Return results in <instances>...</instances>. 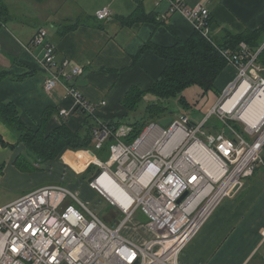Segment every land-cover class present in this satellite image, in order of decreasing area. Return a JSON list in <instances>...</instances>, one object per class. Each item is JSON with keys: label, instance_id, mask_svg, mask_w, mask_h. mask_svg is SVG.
<instances>
[{"label": "built area", "instance_id": "2783aa9c", "mask_svg": "<svg viewBox=\"0 0 264 264\" xmlns=\"http://www.w3.org/2000/svg\"><path fill=\"white\" fill-rule=\"evenodd\" d=\"M169 1L170 12H181L209 37L207 5ZM111 15L110 7L96 12L99 21ZM48 37V29L41 27L32 39V44L42 46L44 89L62 84L78 111L93 116L96 149L110 136L115 138L109 156L95 160L100 171L90 173L88 187L122 218L106 221L63 183L41 186L0 207V264H180L185 246L214 209L264 164V120L254 126L243 121L244 132L234 127L205 131L213 116L226 124L240 118L234 106L224 105L243 82L264 89V68L258 62L264 47L253 51L241 42L238 50L222 49L238 68L237 77L200 122L185 113L174 116L168 127L153 121L128 143L119 129L97 116L98 103L80 91L82 67L68 59L59 62ZM105 174L108 181L103 184ZM139 210L146 217L137 222L140 234L147 236L144 241L125 232Z\"/></svg>", "mask_w": 264, "mask_h": 264}, {"label": "crops", "instance_id": "0c3cea01", "mask_svg": "<svg viewBox=\"0 0 264 264\" xmlns=\"http://www.w3.org/2000/svg\"><path fill=\"white\" fill-rule=\"evenodd\" d=\"M185 1L188 5H207L212 17L208 34L213 40H222L225 32L255 30L264 23V0ZM105 6L111 8L112 15L101 22L96 12ZM169 7L168 0H50L44 10L35 9L37 16L32 22L37 27L20 25L13 18L0 26V68L10 72L0 81V99L14 101L21 109L22 121L32 128L41 123L46 109L53 110L49 131L63 121L75 132L86 125L88 115L77 111L74 99L66 96L64 88L58 87L52 93L43 88L42 46L31 41L39 26L48 28L49 23L48 40L55 44L58 57L83 67L77 80L81 91L91 101H107L97 116L105 121L124 117L127 111L122 99L128 90L132 86L148 89L166 66L165 60L151 49L140 55L144 45L153 42L172 46L195 32L194 24L184 14L170 12ZM139 8L155 19L130 25L121 21V17ZM65 20H80L83 24L61 35L60 23ZM259 64L264 68L263 63ZM235 76V64L229 63L216 84L224 90ZM221 94L211 90L208 105L212 107ZM236 97L234 94L226 106L236 105ZM62 109L68 113L61 114ZM194 109L188 114L193 122H200L195 120L198 110ZM130 130L127 123L119 133L125 136ZM0 136V207L41 186L64 184L69 176L90 174L93 169L86 172L89 165L99 158L93 150L76 152L67 148L55 161L39 164L41 160L29 154L17 133L1 120ZM19 157L25 168L16 163ZM30 161L41 169H31ZM180 264H264V166L214 209L185 246Z\"/></svg>", "mask_w": 264, "mask_h": 264}, {"label": "trees", "instance_id": "16d2710c", "mask_svg": "<svg viewBox=\"0 0 264 264\" xmlns=\"http://www.w3.org/2000/svg\"><path fill=\"white\" fill-rule=\"evenodd\" d=\"M34 1L42 6H46L50 2V0ZM13 18L16 19V16L12 13L9 3L5 0H0V26ZM153 18L155 19L154 15H148L139 8L132 15L121 17V21L126 25H130L135 21H149ZM209 22H212L211 16ZM81 24L83 22L80 20H65L61 22L60 26H63L62 30H60L61 35L74 30ZM41 27L44 26H39V28ZM241 42L247 43L253 51H257L264 43V23L255 30H245L240 33L225 32L222 40L219 41L213 40L210 36L207 37L200 30H195L188 39L180 40L172 46H162L153 42L146 43L140 55L151 49L165 60L166 66L160 77L154 81L151 87L141 89L139 86H132L122 99V104L127 111L125 112V116H128L139 109L147 94L150 93L158 98V100L151 102L147 106L142 119L128 124L131 130L126 136H123L124 140L132 143L149 123L160 121L172 113L173 116H176L177 112L172 108L170 102L174 98H178V104L182 107L183 113L188 114L193 112L195 104L200 101L201 97L208 91L214 90L218 77L228 65V60L223 55L222 49L238 50ZM55 54L59 62L63 60L58 57L57 50H55ZM263 57L264 49L259 54L258 62L261 64H264V61H262ZM9 73L8 70L0 68V81L7 77ZM193 86L199 89V97L195 103H192L183 94L185 90L193 88ZM52 113V109H46L41 123L36 128H32L22 121L21 109L14 101L0 99V120L17 133L19 139L26 145L29 154H33L41 160H38L39 164L40 162L55 161L67 148L75 150L91 149L101 159H106L109 156L110 145L115 142L114 136H110L100 150L96 149L95 146L90 147L91 143L94 142L93 128L96 126V121L94 118L92 119V116H87L86 125L83 127L87 128V135L83 137L80 134V130L76 132L71 130L66 121H63L61 125L49 131L48 122ZM108 122L110 126H114L116 129L122 126L121 118ZM211 126L215 128V133L223 130V126L220 123L217 124L210 119L205 124V129ZM239 131H242V129H239ZM0 140L3 141L1 136ZM23 156L25 160L29 161L26 155ZM262 157L264 160V149ZM21 159L19 157L16 163L20 167L25 168ZM29 164L32 167L31 169H41L36 167L31 161ZM94 167L95 165H90L86 172H90ZM259 167L260 165L257 169Z\"/></svg>", "mask_w": 264, "mask_h": 264}, {"label": "rangeland", "instance_id": "374dc122", "mask_svg": "<svg viewBox=\"0 0 264 264\" xmlns=\"http://www.w3.org/2000/svg\"><path fill=\"white\" fill-rule=\"evenodd\" d=\"M7 3H9V5L11 6L12 8V13H14V15L16 16V18L18 19V22L20 25H24V26H27V27H30V28H34V27H37V24L32 22V20H34L37 16V13L35 11V9H39L40 10H43L45 9V5H40V4H37L34 0H5ZM169 1V0H168ZM170 2V1H169ZM109 7V6H108ZM171 8V2H170V7L169 9ZM210 16H211V13H210ZM210 19V17H209ZM24 23V24H23ZM30 25V26H28ZM48 25V28H49V23H47ZM8 28L10 29L12 27L11 24H8L7 25ZM209 26H210V22H209V25H208V28H207V32L209 33ZM47 28V29H48ZM12 30H14L13 28H11ZM195 30H198L197 28H195ZM207 36V35H206ZM208 37V36H207ZM48 39H50V37H48ZM260 47H264V43L260 46ZM226 49H229V48H226ZM264 49V48H263ZM262 49V50H263ZM261 50V51H262ZM261 53V52H260ZM226 58V57H225ZM227 59V58H226ZM69 60V59H68ZM228 60V59H227ZM259 60V58H258ZM228 62V65H229V60L227 61ZM227 65V66H228ZM80 66V65H79ZM82 67V66H80ZM83 69V67H82ZM235 69H236V76L233 78L232 81H234L237 77V73H238V68L235 66ZM67 71L70 72L71 69L70 68H67ZM83 73V72H82ZM81 73V74H82ZM79 78V77H78ZM218 80V79H217ZM230 81L229 84L232 82ZM226 86V88L228 87V85ZM58 87H63L62 84H58L54 89L52 90H49V91H45L48 92V93H52L56 88ZM44 88V87H43ZM225 88V89H226ZM222 88L220 87V85L218 84H215V88L213 90V92L215 93H219L222 92L221 95L224 94V90H221ZM65 91V89H64ZM81 91V89H80ZM82 92V91H81ZM211 92L208 91L206 94H204L200 101L201 102V108L200 110H198V106H199V102L197 104H195L196 106V109L198 110V113H196V117L195 120L197 119V121H199L200 119L202 120V118L204 117V114L206 115L207 111L210 109L211 105H208L210 102H211V96L209 95V93ZM240 94H239V93ZM237 93L235 92L234 94L237 95L236 98L237 99V102H239L241 100V102L245 99L246 97V90L244 88V86H242V88L238 91ZM244 92V94H243ZM83 93V92H82ZM66 94V92H65ZM84 94V93H83ZM192 103H195L196 100L198 99V94H199V89L196 88L195 86H193V88H189L187 90H185V92L183 93ZM239 94V95H238ZM242 94L244 96H242ZM221 95L218 96L216 102L218 101V99L221 97ZM241 95V96H240ZM85 96V94H84ZM234 96V95H233ZM86 97V96H85ZM240 97V98H239ZM87 98V97H86ZM235 98V99H236ZM88 99V98H87ZM89 100V99H88ZM158 100L157 97H154L152 94H147L145 97H144V100L143 102L141 103L139 109L131 114H129L128 116H124V117H121V122H122V125L124 126L125 124L127 125L130 124V123H134L135 121L137 120H140L144 117L145 115V111L147 109V106L153 102V101H156ZM91 101V100H89ZM106 101V100H105ZM230 102H232V98L229 99ZM91 102H94V101H91ZM103 102L102 101H98V102H95V103H98V105L100 106L99 108L105 106L107 104V101L105 104H101ZM171 106L172 108L177 112V114H179L180 112H183V109L181 106H179V102H178V98H174L172 99L171 101ZM215 102V103H216ZM228 103V102H227ZM237 104V103H236ZM241 104V103H240ZM235 105V104H234ZM239 106V104L237 105ZM99 110V109H98ZM78 111V109H77ZM92 116V115H90ZM93 117V116H92ZM212 121H214L215 123L217 124H221L223 126V129H226V128H229V127H234L236 129H242V131H245V124L243 122V120H241L240 118H237L236 117V120H233V121H230L229 120V124H226L223 120H221L218 116H213L211 118ZM129 126V125H128ZM214 127H207L205 129V131L207 132H211V133H215L214 132ZM80 134L85 137L87 135V128H82L80 130ZM90 147H94V142L91 143ZM83 149H78L76 150L77 151H81ZM91 150V149H89ZM92 151V150H91ZM94 152V151H93ZM92 165V164H90ZM89 165V166H90ZM264 164H260V167L263 166ZM99 169V167H94L93 168V172L92 173H95L97 170ZM90 180V174H82V175H77V176H69L67 177L65 180H63L64 184L67 185L68 187H70L73 191H75L76 193H78L79 197L81 198L82 201L84 202H88L90 204V207L97 211L99 213L100 216H102L103 218L106 219V221L108 222H111V223H114V219L118 222L122 217L120 215H117L115 217V211L112 210V208L110 206H108V204H106L102 199L101 197L98 195V193L92 189H90L88 187V181ZM62 183V182H61ZM140 221V222H144L146 221V217L144 216V214L142 213L141 210H139L133 217V220L129 223V225L127 226V228H125V232L126 233H129L130 235L136 237L138 240L140 241H144L146 239V235L145 234H140L142 233L141 232V227H139V224H137V222Z\"/></svg>", "mask_w": 264, "mask_h": 264}, {"label": "bare ground", "instance_id": "6f19581e", "mask_svg": "<svg viewBox=\"0 0 264 264\" xmlns=\"http://www.w3.org/2000/svg\"><path fill=\"white\" fill-rule=\"evenodd\" d=\"M105 7H108V6H105ZM242 86H244L245 90L247 91L245 93L246 94L245 99L242 102L240 100L236 105L232 104V105L226 106V104H227L226 103L224 105V108L228 109V108H231V106H234L238 111V115H239L240 119L243 120L244 122L250 124L251 126H254V125L258 124V122H260V120H261V122L264 120V89H262L261 87L256 89V88H253V86H251L249 82H243L235 90V92L237 90H240L242 88ZM236 101H237V99H236ZM238 104H239V106H237ZM260 141H264V135L262 136ZM107 181H108V177L106 178V174H105L101 177V182H103V184H105V182H107Z\"/></svg>", "mask_w": 264, "mask_h": 264}, {"label": "water", "instance_id": "95a60500", "mask_svg": "<svg viewBox=\"0 0 264 264\" xmlns=\"http://www.w3.org/2000/svg\"><path fill=\"white\" fill-rule=\"evenodd\" d=\"M173 118H174V116H173V113H172L170 116H167V117L161 119V120L159 121V124H160L162 127H168V126L170 125V123L173 121ZM91 153L93 154V152H91ZM99 171H100V170H98L97 173H99ZM238 188H239V185L234 189V192H235ZM234 192H233V193H234ZM187 194H188V192H185V194L182 196V198H181L179 201H181V200H182Z\"/></svg>", "mask_w": 264, "mask_h": 264}]
</instances>
